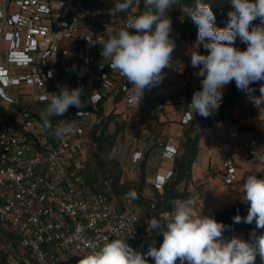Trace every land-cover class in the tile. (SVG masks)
Returning a JSON list of instances; mask_svg holds the SVG:
<instances>
[{"label":"built area","instance_id":"obj_1","mask_svg":"<svg viewBox=\"0 0 264 264\" xmlns=\"http://www.w3.org/2000/svg\"><path fill=\"white\" fill-rule=\"evenodd\" d=\"M104 12L88 9L80 0H0V41L4 43L0 45V231L39 264H78L92 246L115 239L113 233L142 252L158 239L153 230L143 227L138 213L121 209L116 198L92 189L87 181L88 159L96 150L91 134L108 112L107 104L123 102L130 112L136 108L128 102L126 88L131 83L108 66L110 62L101 56L102 46L88 40L116 35L136 12L131 8L127 18L111 28ZM187 65L172 62L165 69L182 72L187 86ZM63 86L83 88V107L71 106L65 116L52 118L53 125L72 121L73 132L57 139L43 127L33 107L35 102L48 104L51 93H59ZM169 86L162 81L145 89L140 103L155 101L159 89ZM190 103L187 95L179 103L183 125L197 116L188 120ZM100 104L105 106L102 113ZM157 105L163 108L164 102ZM247 108L235 105L229 115L258 121L260 116ZM34 118L40 132L35 130ZM223 123L210 126V141ZM255 144L253 139L243 142L246 149ZM178 152L177 145L166 143L162 155L173 160ZM244 156L249 158L250 152ZM143 159L141 150L132 152V163ZM239 168L236 156L227 154L222 161L223 183H238ZM173 176V169L156 175L154 186L163 189Z\"/></svg>","mask_w":264,"mask_h":264},{"label":"clouds","instance_id":"obj_2","mask_svg":"<svg viewBox=\"0 0 264 264\" xmlns=\"http://www.w3.org/2000/svg\"><path fill=\"white\" fill-rule=\"evenodd\" d=\"M135 0H122L115 4L119 13H128ZM232 10L227 13L225 27H217L215 14L209 3L195 0L191 5L183 0H144L146 11L128 19L126 27L107 40L89 43L102 46L101 56L108 66L131 83L128 102L138 107L145 89L158 86L163 70L172 65L175 41L171 37L172 21L168 12L175 7L198 26L197 40L191 51V66L202 77V89L193 93L186 113L191 121L193 114L208 118L218 110L223 89L235 81L238 90L251 94L256 82L264 81V0H230ZM257 19L260 23L253 24ZM237 38L247 45L245 50L234 46ZM200 45L207 50L201 54ZM51 76V72L49 73ZM260 96H251L252 102L264 106V83ZM94 94V93H93ZM83 88L63 86L59 93H51L47 108L41 116L43 127L57 139L73 132L71 120L52 123L53 117L65 116L71 106L83 107ZM93 95L90 98L92 100ZM47 99V98H45ZM80 114V113H78ZM256 159H264L254 153ZM243 201L249 204L246 217L236 215L235 223L242 220L257 228H264V178L249 174L242 186ZM194 202L189 199L177 204L171 218L161 223L152 217L148 228L162 235L159 247L153 240L146 252L138 251L116 233L115 239H106L94 245L78 264H255L259 255L264 264V233H251L249 240L239 237L226 239L225 225L213 217L195 215Z\"/></svg>","mask_w":264,"mask_h":264},{"label":"crops","instance_id":"obj_3","mask_svg":"<svg viewBox=\"0 0 264 264\" xmlns=\"http://www.w3.org/2000/svg\"><path fill=\"white\" fill-rule=\"evenodd\" d=\"M0 45H4V43L0 41ZM1 60H3V54L0 53ZM176 60L180 64L190 65V83L187 86L184 85L182 72H170L168 69H164L162 81H167L170 86L164 89L160 88L155 101H142L133 112H130L123 102L109 103V108L110 111L119 113L121 119L126 122L124 144L131 146L132 152L141 150L144 153L142 161L146 162L147 184L145 191L153 192L156 175H164L167 170L173 169L175 158L172 160L163 157L164 145L166 143L177 145L179 152L176 156L180 155L182 153L180 141H182V137L184 138V129L197 128L200 134L198 154L192 164L188 181L181 186L186 187L189 199H197L199 202L193 211L197 215L211 217L221 209L234 204L236 200L242 199V186L247 175L255 174L259 178V172L264 169V159H256L254 155L257 152L258 156L264 157V110L258 109L257 115H260V118L254 123L256 127L248 128V121L244 120L243 116L240 117L238 123L225 121L217 132L215 140L210 141L211 127L202 128L197 123L204 120V117L197 115L189 125H183L180 122L182 116L179 110L180 100L183 96L195 92L201 77L196 75L198 69L191 66L190 55L179 54ZM242 95L241 93L237 99L238 104L250 100V97L243 100ZM252 96L258 97L260 94H252ZM158 101L164 102L163 108L157 105ZM246 105L256 106L252 100ZM240 108L244 109L243 106ZM255 130H259L260 137L253 135ZM235 131L238 132V135L232 136ZM247 139L255 140L256 144L246 149L243 142ZM246 151L250 152L249 158L244 156ZM131 154L125 155L123 159L119 157L123 165L122 180H139V164L142 161L137 164L132 163ZM227 154H234L240 164L239 181L232 186L224 184L221 179L222 161Z\"/></svg>","mask_w":264,"mask_h":264},{"label":"trees","instance_id":"obj_4","mask_svg":"<svg viewBox=\"0 0 264 264\" xmlns=\"http://www.w3.org/2000/svg\"><path fill=\"white\" fill-rule=\"evenodd\" d=\"M88 9L93 11H105L107 8L115 9L113 0H80ZM122 2V0H119ZM185 4H193L195 0H183ZM209 3L215 14V24L217 27H225L228 16L227 13L232 10L230 0H203ZM139 13L146 11L144 0L138 1ZM134 5V4H133ZM175 10L177 15H183L182 25L179 28L176 39L178 40H196L198 33V26L186 17L180 8H172L169 12ZM260 20L257 19L253 24H259ZM234 46L240 50H245L247 45L242 43L239 38L235 41ZM190 70V65L185 66ZM254 89V94H260L259 82L251 85ZM224 102L214 111L208 118H205L199 124L200 127H210L218 122L230 121L232 117L229 115V108L235 99H238L240 90L237 89L235 81L233 80L228 84L224 91ZM105 109L103 104L98 106L99 113ZM115 125L114 130L109 129L110 124ZM101 125V126H100ZM91 134L92 144L96 150L88 159V173L87 181L92 189L101 190L114 198H121L123 203L121 209H126L127 205H134L133 198L135 194H140L146 187V173H145V160L140 163V177L137 187H129L126 182L122 180L123 165L118 157L113 155V148L115 147L119 133L124 135L126 122L121 119L119 113L113 110L107 112L100 124ZM99 131V132H98ZM98 132V134H97ZM200 134L197 128L189 127L184 129V138L181 143L182 153L175 157L173 162L174 176L164 185L163 189L159 190L154 187L153 194H155L157 203L156 207L161 211H171L176 208L178 203L185 201V195L189 194L185 186L188 181L192 164L195 161L199 150ZM259 177L264 178V169L259 172ZM181 186V187H180ZM179 202V203H180ZM249 204L244 202L243 199H238L229 207H225L216 212L213 216L217 221L223 223L225 227L224 237L230 239L242 231H255L257 235L264 233V228H257L255 221L251 224L245 223L243 220L240 223H235L233 217L240 215L246 217L248 214ZM163 237L160 242L162 243ZM15 241V240H13ZM25 260L11 261V259L0 251V264H39L35 259L26 255ZM179 264V262H177ZM255 264H262V261L257 255Z\"/></svg>","mask_w":264,"mask_h":264},{"label":"rangeland","instance_id":"obj_5","mask_svg":"<svg viewBox=\"0 0 264 264\" xmlns=\"http://www.w3.org/2000/svg\"><path fill=\"white\" fill-rule=\"evenodd\" d=\"M113 1L115 4L120 3L119 0H113ZM138 1L139 0H135L134 5L131 7V8H134V10L136 12V16L140 15L139 8H138V6H139ZM113 15L115 16V20L109 21L108 20L109 17H111ZM168 15L171 17V21H172L171 37L174 39L175 45H176L175 50L172 53V62H177L176 58L178 57L179 54L184 55V56L190 55L191 51L194 49V46H195L197 39L196 40H178V39H176L175 37L177 35V32L182 25L183 15H177L175 10H172V12L169 13ZM103 17L106 18L105 22L108 25V28H111L112 26L115 27L117 23H120V21L123 22L127 18V14L123 13V12L119 13L115 9H112V8H107L103 14ZM196 50H198L201 54H207V50L204 49L202 45H200V47ZM201 80H202V77L200 78V84L198 85L197 89H195V91L202 89ZM262 83H264V81L259 82V85H261ZM225 88L223 89V93H222V103L224 102ZM241 93L243 94L241 97L243 100H247L249 97H250V100H247V101L243 102L242 104H238L237 99H235L233 101L232 105L230 106L229 110L232 109L233 106L237 105V106H243L244 108L248 107L247 109L249 111H251L252 114H258L259 108L257 106H253V105L247 106L246 105V104H249L251 102V96H252V94H254V92L251 94H247L245 92L240 91V94ZM192 96H193L192 93L188 94V97L191 99H192ZM222 103H221V105H222ZM47 105H48L47 103L35 102L33 110L35 111V113L38 116H42L45 109L47 108ZM109 105L110 104L108 103L107 104L108 107L106 106V109L108 112L110 111ZM261 108H260L261 110H264V106H262ZM34 121L36 124L35 130L37 132H40L41 131V125L38 123V119L34 118ZM228 122L238 123L239 118L232 117V119ZM255 122L256 121L247 122V124L249 125L248 128L256 127V124H254ZM197 123L200 124L201 122H197ZM114 128H115V125L113 123H111L109 126V129H111L113 131ZM193 128H195V127H193ZM253 135L259 136V130L253 131ZM182 140H183V137H182ZM124 143H125L124 135L119 133V137L117 138L115 147L113 148V152H112L113 155H115L118 158L120 157L123 159L125 155L129 156V154H131V152H132L131 146H127ZM180 143H182V141H180ZM139 177H140V171H139ZM123 181L126 182L129 187H133V188L137 187V185L139 183L138 182L139 180H136V181L135 180H123ZM187 196L188 195L186 194L185 200H189V198ZM192 201L194 202L193 209H196L197 208L196 205H199V202L197 199H192ZM117 202H118L119 207L121 208L123 201L120 197L117 198ZM173 202L179 203L180 201L174 200ZM133 203H134V205L133 204L132 205L130 204V206L127 205V208L138 213V215L141 218V221L143 222V226L148 230H152L151 228H148V224H147L149 222L150 218L155 217L156 219L160 220L161 223L163 224L171 218V215L174 213V210H175V208H174L171 211L163 212L160 209H158L156 207L157 200H156L155 194H153L152 191L143 190L140 194H138V195L135 194V196L133 198ZM120 204H121V206H120ZM194 214L197 215L195 212H194ZM251 233L252 232H249V231H242V232L238 233L235 237H239V238L244 239V240H249ZM161 238H162V235H158V239L156 242L157 247H159V245L161 244V242H160ZM0 251L3 254H5L6 256H8L11 259V261H20V260H25L27 258L25 253L23 252V250L19 247L18 243L16 241H12V240L8 239L1 231H0ZM147 259L149 260V264H153L151 257H148Z\"/></svg>","mask_w":264,"mask_h":264}]
</instances>
